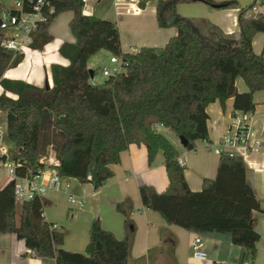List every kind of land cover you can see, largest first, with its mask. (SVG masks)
Segmentation results:
<instances>
[{"label": "trees", "instance_id": "trees-1", "mask_svg": "<svg viewBox=\"0 0 264 264\" xmlns=\"http://www.w3.org/2000/svg\"><path fill=\"white\" fill-rule=\"evenodd\" d=\"M149 1L139 0V4L145 7ZM151 1L157 3L159 25L174 26L176 34L164 47L124 52L116 22L83 13L82 0H49L43 7L45 19L33 32L31 48L40 49L52 40L50 25L66 11L73 12L69 27L76 40L61 45L60 53L70 63L51 66L50 88L3 77L24 54L3 45L5 32L0 29V83L17 95L0 94V111L6 112L5 132L14 143L7 149V162L14 164L20 177L55 169L60 176L91 183L97 190L113 176L112 166L120 162L121 153L130 144L146 145L149 163L163 152L169 184L161 193L152 185H140L144 206L160 212L168 224L188 231L228 233L234 244L254 254L260 239L256 220L216 212V178L204 179L202 188L193 191L185 177V165L178 162L179 149L167 133L184 136L187 144L182 147L193 150L198 140L209 139L207 107L211 103L219 101L224 107L231 98L233 115L255 111L254 93L264 90V45L263 52L257 54L252 42L257 33H264V14L248 16L251 4L242 7L237 16L239 41L225 45L202 33L192 18L177 12L178 2L183 0ZM196 1L212 7L214 3ZM24 2V10L30 12L29 1ZM5 8L0 0V15ZM100 51L120 57L124 66L116 76L95 83L88 61ZM238 77L243 78L247 90L238 89ZM50 151L56 164L47 161ZM219 163L220 170H246L242 160L226 152L220 154ZM14 188L13 180L0 188V235L16 234L35 255L52 258L56 264H131L129 202L116 207L125 217L123 238L94 219L85 251L76 252L63 247L65 230L54 228L45 219L42 197L19 204Z\"/></svg>", "mask_w": 264, "mask_h": 264}, {"label": "crops", "instance_id": "crops-1", "mask_svg": "<svg viewBox=\"0 0 264 264\" xmlns=\"http://www.w3.org/2000/svg\"><path fill=\"white\" fill-rule=\"evenodd\" d=\"M213 1V4L221 5L219 8L211 6L215 11H205L204 6L200 4L202 1L196 0L178 2L176 9L184 17H203L192 18L202 33L213 36L225 45L236 44L240 38L237 16L243 6L229 8L232 4L229 0ZM139 5V0H94L90 3L87 14L117 23L124 52H134L144 46L164 47L176 34V28L159 25L155 1L150 0L145 7ZM133 6L139 7L138 14L132 12ZM195 10H201V15L195 13ZM128 16L133 18L128 21ZM72 17V11L63 12L56 17L49 28L52 40L40 49L28 48L18 65L8 68L3 77L25 81L38 87H44L48 83L52 87L51 66H67L70 63L60 53V47L64 42L76 41L69 27ZM252 44L257 54L262 53L264 33H257ZM104 53L105 51H100L89 60L100 61ZM98 82L99 80L95 83ZM236 84L240 91L248 89L242 77L237 78ZM3 93L17 97L14 93L6 91L0 83V94ZM254 100L257 105L249 124L259 135H264V91L259 94L256 91ZM207 112L208 140H198L193 150H186L180 142L170 139L177 145L179 157L184 159L185 177L193 191L202 188L204 179L216 178V212L249 216L256 220L255 227L260 239L256 243L254 254L249 249L234 244L228 233L188 231L178 225L168 224L160 212L146 208L140 195V185H152L161 193L168 187L169 179L163 152L159 151L154 161L149 163L146 145L136 143L130 144L121 153L120 162L112 166L113 176L101 188L96 190L91 183H81L75 178L65 177L71 184L70 188L63 185L60 189H48L42 195L45 219L65 230L63 247L84 252L94 219H98L101 225L116 237L123 238L125 217L116 207L118 203L127 201L130 204L133 227L131 264H264V147L257 150L235 148V157L244 162L246 170H220L218 144L229 131L234 116L233 99L229 98L224 107L219 101H215L208 105ZM2 114L6 115V112L0 111V115ZM5 120L3 117L0 119V128L5 124ZM47 161H56L52 151L49 152ZM7 171L6 164L0 161V188L11 181ZM49 177L50 171L47 169L43 172L42 179L47 182ZM71 197L76 201L72 203ZM17 218L19 219V213ZM196 236L202 237L208 260H199L193 256L191 246ZM32 251L16 234L0 235V264H56L54 259L38 257Z\"/></svg>", "mask_w": 264, "mask_h": 264}, {"label": "built area", "instance_id": "built-area-1", "mask_svg": "<svg viewBox=\"0 0 264 264\" xmlns=\"http://www.w3.org/2000/svg\"><path fill=\"white\" fill-rule=\"evenodd\" d=\"M13 2L12 6H6L0 15V29L5 32L3 45L7 49L23 53L31 47L33 41V32L37 28L38 22L45 19L43 7L48 4L49 0H28L31 7L30 12L24 10V0H9ZM83 13H89L90 3L94 0H82ZM140 6V5H139ZM134 14L140 12L139 7H132ZM53 10V8H51ZM51 11V10H50ZM264 14V0H253L251 7L247 10L248 16H258ZM89 15V14H88ZM110 61L116 65L109 69L103 68V74L107 77L120 73L123 69V61L118 56H111ZM252 113H236L229 127V131L223 136L218 144V151L228 153L235 157V148L244 147L247 150H257L264 147V135H259L249 124ZM7 154V149L0 148V155ZM180 165H185L182 157L178 158ZM57 163V159L54 164ZM10 179L15 181V198L16 202L21 204L24 201L31 200L35 197H42L48 189H60L63 185L70 188L71 184L65 177L60 176L55 169H48L50 177L47 182L42 179V171L39 174L29 173L28 176H17L14 170V164L5 162ZM70 201L75 202L71 197ZM54 228L58 226L53 224ZM192 254L196 259L208 260V253L204 249V241L201 236H196L192 241ZM35 251L33 250L32 253ZM245 264H250L249 262Z\"/></svg>", "mask_w": 264, "mask_h": 264}, {"label": "rangeland", "instance_id": "rangeland-1", "mask_svg": "<svg viewBox=\"0 0 264 264\" xmlns=\"http://www.w3.org/2000/svg\"><path fill=\"white\" fill-rule=\"evenodd\" d=\"M229 1L232 2V4H230L229 8H232V6H233V7H236V6H239V5H240V6H243V7H246V6H249V5L253 2V0H229ZM3 2H4V4H5L7 7L13 5V2H11V1H9V0H3ZM200 4H202V6H204L203 8H204L205 11H215L214 9H212V7H211L210 5H208V4L205 3V2H202V3H200ZM200 11H201V10H195V13L201 15V14H200ZM128 17H129V16H128ZM131 18H133V17H129L128 21H130ZM134 18H135V17H134ZM189 18H203V17H201V16H189ZM133 20H134V19H133ZM128 21H127V22H128ZM126 25H127V24H126ZM139 49H140V48H138V50H139ZM138 50H135L134 52H136V51H138ZM103 56H104V57L101 58L100 61H98V60L95 61L94 59H93L92 61H90V66H91L90 68H91V69H94V70L96 71L95 77L92 79V81L97 82V81L99 80V82H100V81L103 82L105 79L109 78V77H107V76H105V75L103 74V68H104L105 66H107L109 69H112V68L114 67V64L111 63V61H110L111 54H110L109 52L105 51V53H104ZM90 68H89V69H90ZM263 91H264V90H263ZM259 92H262V90H261V91H258V94H259ZM260 94H261V93H260ZM2 117H3V118H6V115H4V114L0 115V119H1ZM0 130H1V128H0ZM0 135H1V139H2V140H0V148H1V149H3V148H5V149H9V148L14 147V143L11 141V139L8 138L6 132H1ZM168 135H169L170 138L174 139V141H178V142H180L179 137H177V136L175 135V133H173V132H168Z\"/></svg>", "mask_w": 264, "mask_h": 264}, {"label": "water", "instance_id": "water-1", "mask_svg": "<svg viewBox=\"0 0 264 264\" xmlns=\"http://www.w3.org/2000/svg\"><path fill=\"white\" fill-rule=\"evenodd\" d=\"M213 7H215V8H219V7H221V5H220V4H213ZM89 73H90V78L93 79V78H94V72H93V69L90 68V69H89ZM45 87H46V88H50V85H49L48 83H46ZM5 131H6V124H2V128H1V130H0V133H1V132H5ZM179 139H180V143H181V145H182V146H186L187 141H186L185 137L181 135V136H179ZM0 140H2V139H1V135H0ZM6 160H7V154L0 155V161H1V162L5 163Z\"/></svg>", "mask_w": 264, "mask_h": 264}]
</instances>
